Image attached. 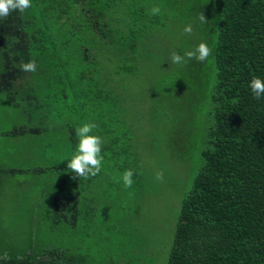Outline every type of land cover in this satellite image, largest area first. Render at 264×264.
Returning a JSON list of instances; mask_svg holds the SVG:
<instances>
[{"label":"trees","instance_id":"obj_1","mask_svg":"<svg viewBox=\"0 0 264 264\" xmlns=\"http://www.w3.org/2000/svg\"><path fill=\"white\" fill-rule=\"evenodd\" d=\"M31 3L23 13L0 19V93L32 124H14L0 136L57 133L43 123L59 114L57 101L70 98L69 113H79L82 125L96 124L90 134L101 138L103 158L131 157L129 138L109 127L120 124L119 112L117 93L105 87L103 64L110 50L115 58L127 52L128 37L145 17L130 15L125 0ZM191 9L201 36L212 32L211 55L201 64L195 61L191 70L204 66L210 76L207 116L198 169L180 200L165 264H264V97L254 99L248 87L253 77L264 80V0H209ZM201 13L206 23L198 19ZM28 61L36 62L35 72L20 71V63ZM75 78L81 81L79 93ZM67 86L74 94L64 92ZM75 124H67L71 155L66 162L29 171L0 166V185L2 177L16 174L66 175L51 186L41 182L39 202L45 195L48 202L34 215L42 220L45 236L35 238L32 227L27 243L16 251L0 240V257H7L0 264H85L74 243L89 201L80 187L82 177L67 168L76 153ZM54 143H35L39 147L28 154L56 157ZM51 232L62 233L71 245L55 244L48 238Z\"/></svg>","mask_w":264,"mask_h":264},{"label":"rangeland","instance_id":"obj_2","mask_svg":"<svg viewBox=\"0 0 264 264\" xmlns=\"http://www.w3.org/2000/svg\"><path fill=\"white\" fill-rule=\"evenodd\" d=\"M208 1L125 0L130 15L141 14L145 18L128 37L127 52L115 58L110 50L103 68L109 82L105 79V87L111 91L113 87L117 93L119 112L117 123L120 124L112 123L109 127H117L118 133L129 138L132 156L103 158L98 175L82 177L80 187L89 206L86 216L78 220L79 235L74 247L80 248L85 264L166 263L180 200L198 169L210 80L204 66L197 73L191 71L196 59L180 66L173 64L170 56L173 51L184 55L201 42L209 47L212 32L208 38L201 36L191 9ZM157 5L161 11L152 15L150 9ZM189 24L192 32L186 34L183 29ZM73 81L79 93L81 81L76 78ZM57 86L54 83L53 91ZM63 90L67 95L74 94L69 86ZM56 103L59 114L43 125L56 127L57 133L48 129L47 137L25 136L13 141L0 136L1 165L29 171L69 159L67 124L76 122L75 129L82 126L81 115L69 113L70 98ZM25 118L0 93V132L14 124L26 123ZM49 141H55L51 148L57 150L56 157L52 155L48 160L32 157L33 161L26 165L18 155L20 149L27 154L39 147L35 143ZM129 169L134 171V178L132 186L126 188L121 177ZM157 172L163 174L162 180L155 179ZM65 176L30 172L2 177L0 240H5L10 250L24 247L32 227L35 238L42 239L46 228L39 215H34L48 202L46 195L39 202L44 187L41 182L47 181L45 186H51ZM48 238L55 244L71 245V240L60 232H51Z\"/></svg>","mask_w":264,"mask_h":264},{"label":"clouds","instance_id":"obj_3","mask_svg":"<svg viewBox=\"0 0 264 264\" xmlns=\"http://www.w3.org/2000/svg\"><path fill=\"white\" fill-rule=\"evenodd\" d=\"M32 6L31 0H0V19H7L13 12L23 13L26 9ZM161 11L160 7L153 6L150 9L152 15H157ZM201 23H206L207 19L201 13L198 17ZM184 33L191 34L192 26L186 25L183 29ZM211 55V49L204 42L196 45L192 50L187 51L184 55L178 54L176 51L171 53L170 59L173 64L183 66L187 60L196 59L205 61ZM20 71L25 73L35 72L37 65L35 61L21 62L19 65ZM248 87L254 99L264 97V80L258 77H253L248 84ZM96 125L92 123H84L82 126L75 129V134L79 138L76 145V153L67 161V168L75 173L76 177L85 179L98 175L101 171L103 157L101 153L102 140L99 136L91 135L93 128ZM134 173L132 170H125L122 174V181L126 188H130L133 184ZM156 180H162L163 174L157 172ZM0 259H7L6 255Z\"/></svg>","mask_w":264,"mask_h":264},{"label":"crops","instance_id":"obj_4","mask_svg":"<svg viewBox=\"0 0 264 264\" xmlns=\"http://www.w3.org/2000/svg\"><path fill=\"white\" fill-rule=\"evenodd\" d=\"M10 140L13 141V140H16V139H10ZM23 151H24L23 149H20L19 152H18V155H19V157L22 160L26 161V165H28L29 164L28 162H30V161L32 162L33 161V158L32 157H34V156H33V154H28V153L25 154ZM35 157L38 158V159L41 158V160L44 159L43 157H37V156H35ZM0 166L3 167V168H5V169L10 168V167H5V166H3L1 164H0ZM12 168H15V169H23L21 167H12Z\"/></svg>","mask_w":264,"mask_h":264}]
</instances>
